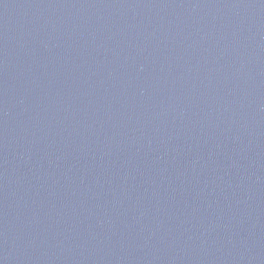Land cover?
<instances>
[{"label": "water", "instance_id": "95a60500", "mask_svg": "<svg viewBox=\"0 0 264 264\" xmlns=\"http://www.w3.org/2000/svg\"><path fill=\"white\" fill-rule=\"evenodd\" d=\"M0 264H264V0H0Z\"/></svg>", "mask_w": 264, "mask_h": 264}]
</instances>
